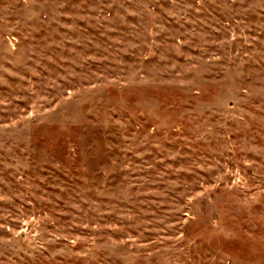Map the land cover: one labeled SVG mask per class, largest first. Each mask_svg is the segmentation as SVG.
<instances>
[{
	"label": "rangeland",
	"instance_id": "rangeland-1",
	"mask_svg": "<svg viewBox=\"0 0 264 264\" xmlns=\"http://www.w3.org/2000/svg\"><path fill=\"white\" fill-rule=\"evenodd\" d=\"M0 264H264V0H0Z\"/></svg>",
	"mask_w": 264,
	"mask_h": 264
}]
</instances>
